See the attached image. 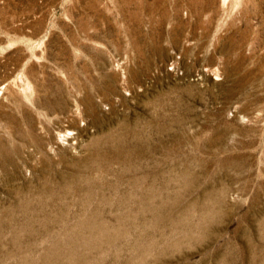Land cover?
Wrapping results in <instances>:
<instances>
[{"label":"rangeland","instance_id":"374dc122","mask_svg":"<svg viewBox=\"0 0 264 264\" xmlns=\"http://www.w3.org/2000/svg\"><path fill=\"white\" fill-rule=\"evenodd\" d=\"M0 264H264V0H0Z\"/></svg>","mask_w":264,"mask_h":264}]
</instances>
